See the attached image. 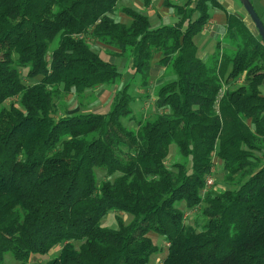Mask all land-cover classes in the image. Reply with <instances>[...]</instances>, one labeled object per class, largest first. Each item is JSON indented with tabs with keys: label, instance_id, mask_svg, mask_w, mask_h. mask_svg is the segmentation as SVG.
Wrapping results in <instances>:
<instances>
[{
	"label": "trees",
	"instance_id": "obj_1",
	"mask_svg": "<svg viewBox=\"0 0 264 264\" xmlns=\"http://www.w3.org/2000/svg\"><path fill=\"white\" fill-rule=\"evenodd\" d=\"M119 1L0 0V264L55 250L48 264H150L161 251L150 233L167 243L162 264H264L260 35L227 14L234 53L219 50L209 65L196 38L211 10L225 13L218 0L165 2L178 22L156 29L137 11L119 12ZM90 43L125 55L144 86L154 67L169 70L156 113L137 128L124 124L130 85L119 88L116 65ZM104 86L118 87L109 113L68 109L70 97ZM172 146L178 160L167 165ZM215 158L225 188L206 191ZM193 209L202 219L187 225L183 210ZM110 212L133 219L102 227Z\"/></svg>",
	"mask_w": 264,
	"mask_h": 264
},
{
	"label": "rangeland",
	"instance_id": "obj_2",
	"mask_svg": "<svg viewBox=\"0 0 264 264\" xmlns=\"http://www.w3.org/2000/svg\"><path fill=\"white\" fill-rule=\"evenodd\" d=\"M165 1L167 0H157L154 4V10H153L154 12L146 11V8L143 6L140 0H120L117 5V8L119 11H121V9L123 8H129V9H132L134 11H137L149 17L151 28L156 29L161 26L175 25L178 22V18L175 15L174 10L170 8L169 6L162 7V10L159 11L158 7L163 6L162 4H164ZM218 1L221 3L223 2L224 6L228 7V5L226 4L227 3L226 0H218ZM255 1L256 0H253L254 5L256 4ZM168 2H171L173 5H183L186 2V0H169ZM231 2L234 3L238 7L239 6L242 7V4L239 0H231ZM159 14L160 16H158ZM220 14H222V11L211 10V17L213 19H216V16ZM245 14L249 18V20L253 22L246 11H245ZM114 17L116 20L121 21L120 13H118V11L114 15ZM121 22L129 25L131 23V19L123 14ZM211 28L213 30L212 38L214 39V42H212L211 45L208 46L209 55H211L216 49H218L216 46L218 44V39L220 35V28L218 26L212 25ZM207 38L208 36L206 37L205 35H202V34H200L196 38V44L199 48V56L202 54V47L204 43H206ZM221 44H222V47L226 46L224 42H222ZM90 45L93 51L98 52L103 59L114 62V64L117 67V70L122 75L119 88L122 87V85H130L129 94H131V99H132L130 103V108L134 111V114L131 117L132 119L124 120V124L129 128H133V129L137 128L139 121H142L146 118H150L156 113L157 110L155 108V100H156L155 97H156L157 89L163 82L166 81V79L171 78L169 70H165L166 72L162 76L153 77V78L151 77L149 83L146 86H144L141 83L140 76H136L134 72L132 71V69L130 68V60L125 55H116V56L110 57L109 55L106 54L105 47L94 45L91 43ZM54 46L55 44L52 45V47ZM225 52L231 53V52H228L227 49L225 50ZM156 61H157V57L154 60V62ZM208 64L209 65L213 64L212 58L208 60ZM158 71L159 69H155V71H153V74L154 75L158 74ZM159 73H161V71ZM23 75H25V72H23ZM25 83L29 84L27 81H25ZM241 84L242 83L239 82L236 84V86H239ZM117 90H118L117 86L116 87L114 86L105 87L104 86V87L98 88L92 94L87 95L84 99L82 98L79 100H75V98L70 97L69 100L67 101L68 109H72L77 104H79L82 107V110L85 112H94L97 114L109 113L113 109V104H114L115 97H116L115 93ZM9 106L10 104L9 102H7L5 104V107L9 108ZM177 160H178V156L176 152V147L172 146L170 157L167 160V165H171ZM97 176H98L99 182L107 179L104 171L98 170ZM212 177H213L214 183L211 186L210 190L212 189L220 190V189L225 188L224 181H223V165L216 158H215V167L213 170ZM180 207L182 208V206ZM183 212L185 215V221L187 225H194L196 222L202 219V216L200 215V211L198 209L183 210ZM117 217H121L123 219L124 224L126 225L129 224L133 219L130 215L110 212L102 220L101 226L108 228V229H117V220H116ZM149 235L152 238L154 244L158 246L159 248H161V251L158 254H155L152 256L150 264H162L168 254L167 243L163 237L155 233H150ZM58 252H59L58 250H55L46 256H33L30 264H48L52 259L56 257V255H58ZM4 264H21V263L16 261L14 257L12 256V254H7L5 256Z\"/></svg>",
	"mask_w": 264,
	"mask_h": 264
},
{
	"label": "crops",
	"instance_id": "obj_3",
	"mask_svg": "<svg viewBox=\"0 0 264 264\" xmlns=\"http://www.w3.org/2000/svg\"><path fill=\"white\" fill-rule=\"evenodd\" d=\"M157 0H153V3L151 4L150 7L146 8V11L148 12H154V4ZM169 0L165 1V2H168ZM165 2L164 4H162L163 6H160L158 7L159 11L162 10V7H166L165 5ZM225 2V1H224ZM226 4L228 5V7H225L223 2L221 3L223 5V7L225 8V13L222 12V14L220 15H217L216 16V19H211L209 25L207 26V28L204 30V32L202 33V35H205L206 37L208 36L207 40H206V43H204L203 47H202V54L199 56L201 59H203L204 61H206L208 63V60L210 58H212L216 53L217 51H221V52H225V50L227 49L228 52H231V53H234V48L232 47V44L230 43V40L227 38V33H226V15L227 14H233V15H237L239 16L243 21L244 23L247 25V27L252 31L253 34L255 35H258V32L256 31L255 29V26L253 24V22H251L249 20V18L246 16L245 14V9L242 8V7H238L236 6L234 3L231 2V0H226ZM256 4L254 5L253 3V6L255 8V10L257 11L258 15L260 16L262 22L264 23V0H256L255 1ZM171 3V2H170ZM172 4V3H171ZM256 6V7H255ZM145 10V9H143ZM120 12V11H119ZM156 15V14H154ZM160 16V14L158 15ZM121 21H122V18L120 17ZM158 19V18H157ZM212 25L213 26H218L220 28V35H219V39H218V44H217V48L211 55H209L208 53V46L211 45L212 42H214V39L212 38L213 36V30H212ZM222 42L225 43V47H222ZM98 46H101L99 44H97ZM103 47V46H102ZM159 56V55H158ZM159 59H157L158 61ZM156 61V62H157ZM155 69H159L158 71V74L154 75L152 74V78L153 77H159V76H162L164 73H165V70L164 68H159V67H154L153 68V71H155ZM163 70V71H162ZM161 71V73H159ZM240 83H244L243 81H240ZM261 91L264 95V85L263 87L261 88ZM220 162V161H219Z\"/></svg>",
	"mask_w": 264,
	"mask_h": 264
},
{
	"label": "water",
	"instance_id": "obj_4",
	"mask_svg": "<svg viewBox=\"0 0 264 264\" xmlns=\"http://www.w3.org/2000/svg\"><path fill=\"white\" fill-rule=\"evenodd\" d=\"M245 9V11L250 16L251 20L253 21L258 34L260 35L263 43H264V23L262 22L260 16L258 15L257 11L255 10L253 3L251 0H239Z\"/></svg>",
	"mask_w": 264,
	"mask_h": 264
},
{
	"label": "built area",
	"instance_id": "obj_5",
	"mask_svg": "<svg viewBox=\"0 0 264 264\" xmlns=\"http://www.w3.org/2000/svg\"><path fill=\"white\" fill-rule=\"evenodd\" d=\"M213 183H214L213 177L212 176H209L207 178V184H206L207 185V189H206V191L211 188V186L213 185Z\"/></svg>",
	"mask_w": 264,
	"mask_h": 264
}]
</instances>
